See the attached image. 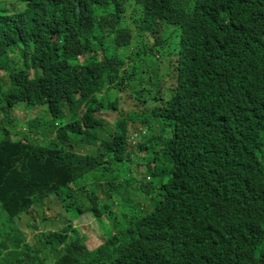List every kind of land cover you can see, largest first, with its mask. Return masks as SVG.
<instances>
[{
	"label": "trees",
	"instance_id": "16d2710c",
	"mask_svg": "<svg viewBox=\"0 0 264 264\" xmlns=\"http://www.w3.org/2000/svg\"><path fill=\"white\" fill-rule=\"evenodd\" d=\"M8 1L0 264H264V0ZM48 27L62 38L49 66ZM131 61L149 82L136 98ZM25 99L46 112L22 130L7 114ZM130 101L139 108L115 111ZM90 175L108 178L78 197ZM123 192L140 203L128 198L118 219ZM44 203L63 220H29L27 233L23 216ZM87 211L101 230L94 248Z\"/></svg>",
	"mask_w": 264,
	"mask_h": 264
},
{
	"label": "rangeland",
	"instance_id": "374dc122",
	"mask_svg": "<svg viewBox=\"0 0 264 264\" xmlns=\"http://www.w3.org/2000/svg\"><path fill=\"white\" fill-rule=\"evenodd\" d=\"M6 4L9 6V8H13V5L17 4L16 0H9L8 2H6ZM165 29H168L169 27H164ZM153 43V40H151V44ZM132 51L131 47H129V49L123 50L121 51V54H124L123 57H126L130 52ZM163 50L160 49V51H156V57L160 58L162 55ZM132 65L134 67H137L138 69V73L137 76H134V79H137L136 81H133V85L132 87L134 88V98H136L135 96L138 93H141L142 90H145L146 85L149 83L146 79H143L142 76V71L144 69V65H142L141 63H137L135 64L134 61H131ZM151 65H153V63H150ZM165 64L162 63L161 61L157 62L156 66H160L163 67ZM163 73H165V70H163ZM1 76L2 73H1ZM3 80L5 82V86L8 87L9 86V80L7 76L3 77ZM145 81V82H143ZM118 94L117 93H112L110 94V98H112V100L115 98H117ZM110 101V99H109ZM156 106H160V108L164 107V103L163 101H157L156 102ZM0 107L4 108L5 107V103L3 102V97L0 96ZM17 107L21 108V109H17L15 111V113L13 114V121H15L18 124L19 129L22 128V130H26L28 128V123L30 120L37 118V117H41L45 115L46 112V107H37V108H32V107H27L25 105H18L16 106L14 109H16ZM121 108H126V109H138L139 107L135 105V103L133 102H128V103H124L122 105L116 106V110L115 111H120ZM24 110V111H23ZM102 119L106 121V125L110 128H114L115 124H116V119H117V115L116 112L114 111H109L104 113L103 115H101ZM46 120V118L44 119ZM143 134H145V132H143ZM11 139L12 140H21L23 138H19L15 135H11ZM137 142H133L132 145H136ZM95 147V145H94ZM88 148H92V147H83V151H88ZM122 169V177L123 179H129V176L127 175L126 171L124 170V168H122L121 166H119ZM147 167V161H141L137 167V171L136 173H145V169ZM117 169V168H115ZM112 170V168H111ZM111 174V173H110ZM108 176H104L103 178L98 179V177H95L94 175H90V180L89 184L88 183H81L80 185H73V189L74 190H78L80 187L84 188L86 187L87 189L91 190L94 189L97 186L94 185H90V183L94 182H98L100 181L101 183L105 182V180H107ZM110 179V178H109ZM129 185H127L124 189H127ZM76 195L78 197L83 198L84 196H87L86 192H83L82 190H78V192H76ZM128 198H133L134 203L138 204L140 203V195L138 194L137 197H135L134 195H130L129 193H122L120 198H114L115 201V205L112 209V214H116V216L119 218H121V216L123 214H126L125 211V203L127 202ZM135 199V200H134ZM117 203V204H116ZM139 205V204H138ZM53 207H50V209L46 208V204H38L36 206H34L33 208H31L29 210V212L27 214H25L23 216V230H25L27 233H30L31 229L28 225L29 220L30 221V225L34 226L35 223H38L39 226V230L43 229L44 227L47 228H52L54 225H56L57 221H61L63 220V216H62V212L63 210H59V211H52ZM87 216L83 217L82 220L83 222L86 223H90L91 227H92V233L89 235L88 237V244L91 246V248H94L97 246V239L101 238V236H99V233L101 232L100 230V226L97 222V220L94 219L93 215L91 212L87 211ZM43 219V220H42ZM32 235V233L30 234ZM31 240V239H30ZM49 264H52L49 262Z\"/></svg>",
	"mask_w": 264,
	"mask_h": 264
},
{
	"label": "clouds",
	"instance_id": "9594fccd",
	"mask_svg": "<svg viewBox=\"0 0 264 264\" xmlns=\"http://www.w3.org/2000/svg\"><path fill=\"white\" fill-rule=\"evenodd\" d=\"M41 37H42V40L44 42V52H45L46 57H47V65L49 66L51 64V50H53L54 48H56L57 46H59L61 44L62 38L59 37L57 35V33H55V31L51 27H48L46 30H44L41 33ZM0 76H1V73H0ZM4 76H7L8 77V75H6V73H5V75L1 76L2 79H3ZM8 80H9V77H8ZM3 82H4V80H3ZM4 88H5V90H9L10 89V80H9V86L8 87L5 86V82H4ZM20 104L25 105L27 107H32V108H37L38 107V106H36V104L34 103V101L31 100V99H25V100L17 101L8 110L7 117L10 120L13 119V114L15 113V111L17 109H21L19 107H17L16 109H14L16 106H18ZM13 122H15V121H13ZM15 141H17V140H15Z\"/></svg>",
	"mask_w": 264,
	"mask_h": 264
}]
</instances>
